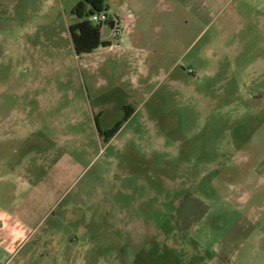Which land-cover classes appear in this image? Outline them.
Instances as JSON below:
<instances>
[{"label":"rangeland","instance_id":"rangeland-1","mask_svg":"<svg viewBox=\"0 0 264 264\" xmlns=\"http://www.w3.org/2000/svg\"><path fill=\"white\" fill-rule=\"evenodd\" d=\"M79 1L0 0V264H264V0Z\"/></svg>","mask_w":264,"mask_h":264},{"label":"trees","instance_id":"trees-1","mask_svg":"<svg viewBox=\"0 0 264 264\" xmlns=\"http://www.w3.org/2000/svg\"><path fill=\"white\" fill-rule=\"evenodd\" d=\"M105 0H80L73 8L72 13L80 20L69 26L70 34L74 44L75 52L78 56L91 53L99 47L110 46L109 42L102 39L101 23H93L90 18L94 14L106 13ZM112 26L111 22H108ZM131 115L126 114L122 122L117 123L115 128L108 131H100L101 134H107L105 140L108 141L122 127L123 123L129 119ZM99 128V127H98Z\"/></svg>","mask_w":264,"mask_h":264},{"label":"crops","instance_id":"crops-1","mask_svg":"<svg viewBox=\"0 0 264 264\" xmlns=\"http://www.w3.org/2000/svg\"><path fill=\"white\" fill-rule=\"evenodd\" d=\"M76 23V22H75ZM74 24V23H73ZM70 26V25H69ZM120 26H121V20H120ZM124 30V29H123ZM129 30V29H128ZM70 31V30H69ZM71 35V34H70ZM72 38V37H71ZM119 42L117 43V47H122L123 44H126L128 46V43L130 44V48H133L131 42H130V38L129 37H123V36H119ZM103 39V38H102ZM106 42L110 43V46L108 47H99L98 49L94 50V51H100V49H108L111 50L114 48V44L112 41L108 40V39H103ZM74 47V44H73ZM75 50V48H74ZM93 51V52H94ZM76 53V52H75ZM111 69V68H110ZM112 70V69H111ZM3 216H0V219L2 221V223L0 224V235L2 232L5 233L6 238L0 241V244H4L5 247L9 250V243L10 244H15L18 241L19 238V234L20 232L18 231V229L16 227H13L5 218L3 219ZM17 250V249H16Z\"/></svg>","mask_w":264,"mask_h":264},{"label":"built area","instance_id":"built-area-1","mask_svg":"<svg viewBox=\"0 0 264 264\" xmlns=\"http://www.w3.org/2000/svg\"><path fill=\"white\" fill-rule=\"evenodd\" d=\"M90 20L93 22V23H101L102 24V27H101V34L103 32V26L105 24H107L112 31H114V33L118 36L120 35L122 32H123V29L122 27L120 26V19L119 18H109V16L105 13H100V14H94ZM108 22H111L112 23V26L109 25Z\"/></svg>","mask_w":264,"mask_h":264}]
</instances>
